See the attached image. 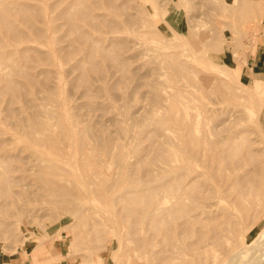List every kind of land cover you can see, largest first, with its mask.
<instances>
[{"label": "rangeland", "instance_id": "374dc122", "mask_svg": "<svg viewBox=\"0 0 264 264\" xmlns=\"http://www.w3.org/2000/svg\"><path fill=\"white\" fill-rule=\"evenodd\" d=\"M220 2L217 11L207 0H0V16L13 28L0 19V254L23 264H135L126 255L134 242L121 200L146 185L174 184L180 173L217 174L222 164L204 152L220 149L223 118L255 129L249 108L264 97V53L257 52L264 0H234L245 8L231 14ZM174 17L192 26L196 40L226 26L215 46L203 47L226 66L192 64L219 81L171 69L165 20ZM170 99L176 112L163 118ZM190 149L199 153L189 162ZM254 165L247 158L238 173L248 191ZM251 193L250 236L264 227V188Z\"/></svg>", "mask_w": 264, "mask_h": 264}, {"label": "bare ground", "instance_id": "6f19581e", "mask_svg": "<svg viewBox=\"0 0 264 264\" xmlns=\"http://www.w3.org/2000/svg\"><path fill=\"white\" fill-rule=\"evenodd\" d=\"M207 1L212 10H217L215 4L219 0ZM220 1L222 12L227 11L231 14L229 12L231 8V10H234V8L239 9L242 6V8H245L243 3L239 5L238 3L235 4L234 0L229 1V3L228 0ZM174 13H176L175 10ZM0 19L7 27V30H13L11 24L3 15L0 16ZM165 21L169 23V28L173 33V37H168L167 41H170V43L172 41L174 44V51L166 53L165 57L174 73L183 76H193L192 73L194 72L203 83L219 81V75L216 73L209 71L202 72L194 69L192 64L195 62H205L209 64L207 65L209 68H215L223 64L212 59L211 54L207 52L208 49H204L203 47L208 44L215 46L214 40L218 37V35H215L216 32L226 30V26L217 29H215L216 27H212L206 33L203 30L204 32H201L205 34L198 35L200 38L196 40L195 30L190 24H187V26L179 17H174V23L170 19L167 20V18ZM68 23L70 27H74L72 21L68 20ZM209 36L211 41L206 42V37ZM224 40L229 42L226 34ZM224 65H221V67ZM239 86L244 90V84L240 83ZM154 92L155 96L160 98L161 94H159L158 89H155ZM177 93L178 90L174 89V101L178 94H180ZM253 99L256 106L255 110L249 108V116L253 118V115H255L256 117H254V120L250 118L249 121L254 125L255 129H239L237 128L240 123L238 118L231 121L230 118L224 117L222 121L224 125L222 127L223 135L219 140H216V143L221 144L220 149L204 152L205 155L207 153V156H211L212 159L216 158L217 163L222 164L220 167L218 165L217 174H209L207 179L200 180L199 173L194 174L189 179L186 178L189 173H180L179 176H174V184L172 181H169L170 183L166 182L160 186L146 185L144 188H139L135 194L121 200L123 201L122 208L128 224V233L132 237L130 241L134 242V245L127 250L128 253L126 254L132 263L264 264V227L250 236L248 226H246L249 209L252 207L250 194L254 192L260 195L261 190L264 188V157L262 156L264 154V97H253ZM174 101L170 99V112L165 113L163 118H167L171 111H174ZM175 107L178 106L175 105ZM177 120L181 124L189 125L188 121H185L181 117ZM27 125L28 130L31 131L32 123L28 122ZM249 134H253L254 136L252 138L246 136ZM205 139L204 144H206ZM244 142L247 143L245 155L241 153ZM207 145L211 148V143H208V141ZM84 146V140H81L80 147L83 149ZM206 146L205 148H208ZM193 150L195 149L188 151L187 160L189 162L195 157L194 155L199 153L198 150ZM170 155L171 152L167 151L162 157L168 159ZM182 155L184 156V154ZM247 158L254 161L255 168L253 172L256 175L251 180L249 191L243 188L244 177L238 176L239 171L243 168L244 160H247ZM167 197L173 198L171 204L166 203ZM112 219V227L109 231L115 238L118 248L120 231H116L114 227L117 219ZM158 235L160 236L158 237ZM156 245H158V248H155ZM113 253L115 254V251ZM148 256H151V262L147 263L146 258Z\"/></svg>", "mask_w": 264, "mask_h": 264}, {"label": "crops", "instance_id": "0c3cea01", "mask_svg": "<svg viewBox=\"0 0 264 264\" xmlns=\"http://www.w3.org/2000/svg\"><path fill=\"white\" fill-rule=\"evenodd\" d=\"M261 41L262 45L264 47V24L261 29ZM261 50V49H260ZM258 53H264L263 51H257ZM0 264H23V260L20 257L6 255V254H0Z\"/></svg>", "mask_w": 264, "mask_h": 264}]
</instances>
